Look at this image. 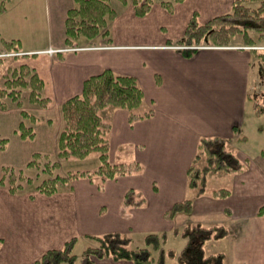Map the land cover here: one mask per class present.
<instances>
[{"label": "crops", "instance_id": "1", "mask_svg": "<svg viewBox=\"0 0 264 264\" xmlns=\"http://www.w3.org/2000/svg\"><path fill=\"white\" fill-rule=\"evenodd\" d=\"M132 1L109 0L115 11L110 44L94 46L83 39L86 47L76 50L66 45V21L75 0H9L0 10V54L9 52L7 41L16 40L18 54L7 57L17 56L35 69L49 99L47 109L28 110L34 123L14 105L0 110V140L8 144L0 152V179L3 168L27 169L34 155L55 156L62 104L104 70L134 76L144 92V109L152 110L133 124L125 109L101 111L109 124V160L134 165L127 174L106 181L77 178L54 194L34 186L12 193L0 184V264H32L72 239L75 250L90 236L172 233L181 220L186 221L182 227L224 226L227 235L205 248L224 253L227 264H264V201L247 207L248 194L264 189L261 152L256 158L238 156L246 168L223 174L233 181L227 195L209 187L196 195L188 186L201 139H225L233 150V142L242 140L237 130L245 123L255 75L247 46H203L185 57L173 42L183 37L194 14L205 22L229 11L234 0H183L172 11L163 5L170 0H155L144 16L136 14ZM22 123L34 128V138L19 136ZM74 160L61 162L59 169ZM187 198L193 199L192 212L169 218L173 205ZM223 240L228 255L218 245ZM95 264L134 263L104 258Z\"/></svg>", "mask_w": 264, "mask_h": 264}, {"label": "trees", "instance_id": "2", "mask_svg": "<svg viewBox=\"0 0 264 264\" xmlns=\"http://www.w3.org/2000/svg\"><path fill=\"white\" fill-rule=\"evenodd\" d=\"M9 0H2L3 10ZM183 0L164 1L163 5L172 11ZM76 6L69 11L66 21V45L78 46L83 39L110 44L108 34L110 21L115 11L109 0H75ZM135 12L144 16L152 9L155 0H133ZM255 3H257L255 5ZM194 14L187 24L183 37L175 44L181 45L185 57H191L200 46H229L236 37L246 46H259L264 41V0H234L231 9L225 13L200 22ZM8 51L18 52L17 41H7ZM260 50V49H252ZM13 103L21 109L23 117L32 123L36 118L24 106L46 109L49 99L44 92V83L35 69L27 64L10 68L0 82V109L9 108ZM144 92L134 76L122 75L112 70L93 75L84 81L82 92L68 99L61 106L62 128L58 136L55 159H40L35 155L29 166L38 168L35 177L28 176L24 168H3L0 184L17 193L27 184L34 183L35 189L43 194H54L66 187L71 180L88 177L101 181L127 174L134 165L111 163L109 160V124L101 111L112 107L129 111L131 124L149 117L152 110L144 109ZM258 113L263 110L257 106ZM17 133L23 138H33L35 130L22 123ZM7 141H0L1 148ZM5 144V145H4ZM99 154L100 165L93 171H71L67 174L57 172L64 160L85 159L90 154ZM264 157V148L261 151ZM246 168V162L229 148L228 141L222 138H203L200 140L197 156L189 169L188 186L196 195L207 191L209 176L232 173ZM40 169V170H39ZM228 189L215 190L227 195ZM193 199L187 198L173 205L169 218L190 214ZM227 235L224 226H204L190 223L176 228L172 233H152L144 237V245L132 247L133 238L120 233L88 237L89 245L80 259L74 254L76 239L68 241L62 248L45 252L32 264H95L96 260L110 258L114 261H130L134 264H227L222 252L209 253L205 245L210 240H219ZM184 238L185 247L177 251L168 248L170 238ZM2 240L0 239V247ZM78 257V258H77Z\"/></svg>", "mask_w": 264, "mask_h": 264}, {"label": "rangeland", "instance_id": "3", "mask_svg": "<svg viewBox=\"0 0 264 264\" xmlns=\"http://www.w3.org/2000/svg\"><path fill=\"white\" fill-rule=\"evenodd\" d=\"M256 4L257 3H255V5ZM241 41L242 40L240 37H236L233 40V43L229 46H237V47L246 46V45H243L241 43ZM82 43H84V42L82 41ZM258 43H259V46H250V47L255 48V49H260V50H256V51L251 50V49L247 50L250 52V55H251V57H250V61L252 62L251 72H253L252 74L255 75V77H254V82L252 83L251 94L249 95V98L247 100V106H246L247 112H246V117H245V123H244L243 127H241L242 131L240 130V128L237 130V132H238L237 134L239 137L242 138V140H238L239 142L237 140H235V142H233L235 145V148H234L235 153L238 156H240L242 159H246L242 156H245V157L248 156L250 158L255 156V158H256V156H258L260 154L261 150L264 148V41L258 42ZM100 44L101 43H99L98 41L96 43H92V45H94V46H98ZM204 46H206V45H204ZM72 47L84 48L86 46H83L80 43L78 46H72ZM200 47H203V46H200ZM6 53L18 54L17 52H10V51L6 52ZM18 59H19V57H17V56H15L14 58H10L7 56L6 57H2V56L0 57V71H1L0 72V82L3 79V75L5 72L7 73V71L10 68L19 66L21 64V62L20 63L18 62ZM11 105H14V104L11 103L9 107H11ZM257 106L259 109L263 110V113H258ZM16 108H18V107H16ZM30 108H38V107L33 106V105L29 106L27 104L24 106V109L29 110ZM18 109H20V108H18ZM0 110H6V109H0ZM27 126H29V125H27ZM21 138H23V137H21ZM25 139H32V138H25ZM0 141H3V140H0ZM7 148H8L7 143H6V146L4 148H1V146H0V152L7 150ZM56 154H55V156H41V155H39V156H40V159H55ZM91 155H94V156H91ZM33 157H32V159H33ZM32 159H31V161H32ZM72 159H76V158H72ZM97 165L98 166L100 165L99 154L97 152H94V153L90 154L85 159H76V160L70 161L68 163H63L62 167H60V169L58 167L57 172H59L60 174H67L68 171H75V170L76 171H78V170L93 171L98 167ZM27 167H28L27 169L24 168L25 173L28 176L35 177V174L38 171V168H35L33 166H27ZM84 169H91V170H84ZM223 174H225V173L210 175L208 187L210 189L232 188V184H233L232 177L231 176H224ZM2 176H3V172H2ZM35 181H34V183H35ZM34 183L27 184L25 186V188H28L30 186H34V188H35ZM262 199L264 201V189L261 186L255 194H253V195L248 194L247 207H249V208L255 207L257 205V203ZM187 219H189V218H187ZM182 224H186V221L181 220L179 222V225L182 227L183 226ZM87 243H88V241L86 243L82 242L81 244H79L75 248L74 254H76L79 257V259L82 255L83 251L85 250ZM186 243H187V241L184 238L172 237L169 239V241L167 243V247L173 248L177 251H180L185 247ZM227 244H228L227 240H223L218 244V245H221L223 250H227L226 254L228 253V250H229V245H227ZM142 245H144V237L141 235L135 236L131 246L136 247V246H142ZM228 258H229V256H228ZM63 264H66V263H63Z\"/></svg>", "mask_w": 264, "mask_h": 264}, {"label": "built area", "instance_id": "4", "mask_svg": "<svg viewBox=\"0 0 264 264\" xmlns=\"http://www.w3.org/2000/svg\"><path fill=\"white\" fill-rule=\"evenodd\" d=\"M71 49L76 50V49H79V47H71ZM50 52H54V50H50ZM13 55H16V53L0 54V57L1 56H13Z\"/></svg>", "mask_w": 264, "mask_h": 264}]
</instances>
